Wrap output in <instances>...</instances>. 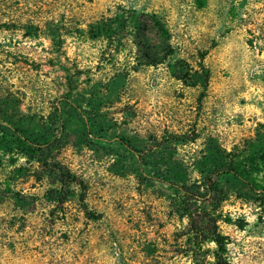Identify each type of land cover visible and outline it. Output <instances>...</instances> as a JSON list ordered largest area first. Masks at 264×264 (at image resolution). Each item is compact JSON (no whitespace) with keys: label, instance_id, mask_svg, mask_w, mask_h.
<instances>
[{"label":"rangeland","instance_id":"rangeland-1","mask_svg":"<svg viewBox=\"0 0 264 264\" xmlns=\"http://www.w3.org/2000/svg\"><path fill=\"white\" fill-rule=\"evenodd\" d=\"M213 232L264 264V0H0V264H207Z\"/></svg>","mask_w":264,"mask_h":264},{"label":"trees","instance_id":"trees-1","mask_svg":"<svg viewBox=\"0 0 264 264\" xmlns=\"http://www.w3.org/2000/svg\"><path fill=\"white\" fill-rule=\"evenodd\" d=\"M122 145H125L123 139H120ZM73 178V176H69ZM209 241L214 243L213 255L210 261L207 264H227L226 260V238L224 235H221L217 232H213L210 237Z\"/></svg>","mask_w":264,"mask_h":264}]
</instances>
